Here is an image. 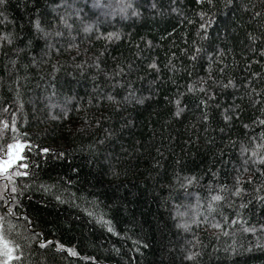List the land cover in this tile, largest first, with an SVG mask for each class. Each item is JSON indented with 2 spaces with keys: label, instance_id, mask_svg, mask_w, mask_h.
<instances>
[{
  "label": "trees",
  "instance_id": "16d2710c",
  "mask_svg": "<svg viewBox=\"0 0 264 264\" xmlns=\"http://www.w3.org/2000/svg\"><path fill=\"white\" fill-rule=\"evenodd\" d=\"M103 2L112 8L90 12L80 0L72 35L50 40L31 22L37 10L53 19L60 0L0 7V33L13 36L0 43V155L13 139L31 142L17 163L28 167L10 170L28 175L0 176V223L23 252L10 264H264V162L241 151L264 143V0H145L138 16ZM117 65L125 71L106 75ZM200 78L205 90L188 91ZM229 80L239 87H222ZM129 83L137 99L124 102ZM184 177L196 180L181 188ZM212 194L224 199L209 210ZM181 219L201 222L185 229Z\"/></svg>",
  "mask_w": 264,
  "mask_h": 264
},
{
  "label": "snow or ice",
  "instance_id": "6c2138e0",
  "mask_svg": "<svg viewBox=\"0 0 264 264\" xmlns=\"http://www.w3.org/2000/svg\"><path fill=\"white\" fill-rule=\"evenodd\" d=\"M199 2V0H198ZM80 3V0H60V3L57 5H53V9L56 11V15L53 19L48 20L45 23L41 22V14L39 12V10H37V15H36V19H34L31 23H32V27L34 29V33L36 37L45 39V40H50L53 37H61L63 35V31H67L68 35L71 36L72 32L74 30L73 27V23L70 21H74V20H79L80 19V14H81V9L77 7V5ZM208 3L210 6H212V0H208ZM233 3V0H226L225 2V6H229ZM6 4V0H0V7L5 6ZM145 5V0H120L119 3L116 4V8H118L120 10V13L123 15H127V14H131L133 16H138L140 15L139 12V8L144 7ZM151 8L155 9L156 5L153 3L150 5ZM85 8H89V5L87 3H85L84 5ZM245 7H247L245 5ZM112 8L111 4H106L103 2V0H92V5L91 8H89V11L91 12L93 9H96L97 11L100 10H106V9H110ZM60 9H63V12L61 14ZM175 11V9H173ZM0 15H4V13L0 12ZM198 15L201 17V19L204 18L205 13L201 12L198 13ZM209 19L206 20L203 23H200L199 25V29H207L208 27L211 26V23L214 19V17L211 16V14L209 13ZM256 15H259V13H256ZM5 19H7V17L5 16ZM83 23V22H81ZM94 26L92 24H83V28L82 30L85 33L91 32L93 31ZM98 31V29H97ZM107 38L108 39H112L113 37H115L116 39H119V34L118 33H107ZM207 37V31L204 32V35L201 36V39H204ZM12 39L13 36L11 33H0V43H4L7 42L8 44L12 43ZM249 39L250 40H254L256 39V37L253 34H249ZM193 44L195 45V41L193 42ZM29 45H31V41H29ZM49 47H51V44L48 45ZM69 48H73L76 47V45L74 43L69 44L68 45ZM201 51V49L199 48V46H196L193 50V58L196 56L197 53H199ZM223 49H220L216 55L217 57H219V55L223 52ZM261 52L264 53V49H261ZM209 56L212 55V53L208 54ZM35 62V61H34ZM97 67H99V65H97ZM150 68H155L156 64L155 62H153L152 64L149 65ZM125 70L123 68H121L119 65H117V69L114 73H106V75L112 76V75H120L122 72H124ZM253 75H259L258 73H253ZM114 84H121V81L116 80L114 81ZM228 86H235V87H239V85H234L232 80L228 81L227 85H222V87H228ZM128 88H129V92L125 95V97L123 98L124 102H127L131 99H137L135 92L131 91L132 89V85L131 83L128 84ZM188 91H204L205 90V84H204V80L203 78L199 79V83H198V89L195 85H193L191 82L188 84ZM207 91L209 92V94H211V89H207ZM253 92H255V90L253 89ZM108 100L113 101L114 103L117 104V106H119L120 101L116 99V97L114 96H108ZM138 102L139 103H143V97L138 98ZM174 103H176L177 105V109L176 111L173 113V115L175 116H180L181 111L183 109L180 108V100H176L174 101ZM201 103H204L203 100H201ZM204 120H207L208 117L207 115H205L203 117ZM224 119L227 121L230 119V117L228 115L224 116ZM260 123L264 124V121H260ZM4 127H7V123H4ZM12 129L13 131H15V124H12ZM31 146V142L28 140H19V139H13L12 142L8 143L6 146V155H0V174H7V179L11 180L12 179V175H24L27 176L28 173L25 171L23 173L17 171L15 173H11L10 170L13 169L14 166L17 167H23V168H27L28 165L26 163L24 164H20L18 165L17 162L18 161H23L24 156L23 153L25 151L26 148ZM260 149H264V143L261 144H256L253 148L249 149L248 147L242 146V154L244 152H249L251 154L252 157H254L256 160L264 162V155H259L258 154V150ZM43 152H48L49 149L45 148L42 149ZM112 175H117V173L115 172V170L112 171L111 173ZM251 179V178H249ZM196 180L195 177H184L183 178V182L180 183V187L183 188L185 185L187 184H191ZM177 181H180V177H177ZM69 183H71V181H69ZM237 184H239V178H237ZM4 187H7V185H5ZM221 189L224 188V186H219ZM12 192H16L17 189L15 188V186H13L11 188ZM45 191H48V188H45ZM242 192V189L237 186L235 188V191L233 192V196H239ZM57 200H60L61 197L60 196H56ZM224 197L219 195V194H212L210 196V200L208 203V209L211 210L213 207V202L215 201H220L223 200ZM257 199H260V197L258 196ZM5 203L7 204L8 201H5ZM192 207L194 208H199V204L196 205H192ZM9 211H11V207L9 206ZM202 211V210H201ZM199 213H196L195 215H198ZM90 215H92V213H90ZM176 215L179 217H185L188 215V211L185 210L184 212L179 211V209H177ZM225 220L227 219V217L224 218ZM235 217L232 218V222L235 223L236 222ZM0 220H2V218H0ZM100 222H103L107 225H109L108 227V231H114V229L110 226L111 222L110 221H104L103 217L100 218ZM201 221L198 220H184L181 219L178 223V227H183L185 229L189 228V224L190 223H200ZM203 222H207L209 224V227H214L216 229H222V224L220 221H216L215 218H213L211 221L208 220L207 217H205V221ZM261 228H264V225H260ZM223 230V229H222ZM245 231H249V232H255L256 229L255 228H250V227H246L244 229ZM118 234V233H117ZM50 243V241L47 240H41L40 241V246L43 247L45 244ZM133 243H136V241H133ZM57 249H64L65 246L63 244H56ZM20 249V245L15 243L13 240H10L8 238H6L4 232H3V224L0 223V264H10V262H15L17 260H20L23 256V252L19 251ZM68 253H70L71 255H77V253L72 249V248H67L66 249ZM136 251H139V249H134ZM118 251V250H117ZM197 255L196 252L193 251H189L188 252V259H192Z\"/></svg>",
  "mask_w": 264,
  "mask_h": 264
},
{
  "label": "rangeland",
  "instance_id": "374dc122",
  "mask_svg": "<svg viewBox=\"0 0 264 264\" xmlns=\"http://www.w3.org/2000/svg\"><path fill=\"white\" fill-rule=\"evenodd\" d=\"M5 155H6V154H5ZM23 156H24V153H23ZM18 162H19V161H18ZM18 162H17V163H18ZM0 176L6 178V177H7V174H0Z\"/></svg>",
  "mask_w": 264,
  "mask_h": 264
}]
</instances>
